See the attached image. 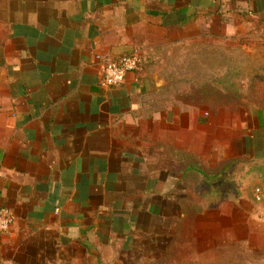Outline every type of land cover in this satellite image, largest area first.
Segmentation results:
<instances>
[{"label": "crops", "instance_id": "1", "mask_svg": "<svg viewBox=\"0 0 264 264\" xmlns=\"http://www.w3.org/2000/svg\"><path fill=\"white\" fill-rule=\"evenodd\" d=\"M186 27L262 45L264 0H0V264L153 263L192 201L217 204L195 224L264 222V109L206 122L155 68L102 84L107 58L154 60Z\"/></svg>", "mask_w": 264, "mask_h": 264}, {"label": "rangeland", "instance_id": "2", "mask_svg": "<svg viewBox=\"0 0 264 264\" xmlns=\"http://www.w3.org/2000/svg\"><path fill=\"white\" fill-rule=\"evenodd\" d=\"M208 32L203 27H186L184 34H176L169 54L160 48L158 58H144L138 71L157 69L172 84V98L200 104L206 122L219 117L222 123V114L236 120L256 115L257 109H264L254 106L264 104L259 100L264 96V44L246 47L229 42L226 36L210 37ZM249 133L252 140L262 137L254 129ZM188 214L184 236L172 237L164 255L148 264H264V222L240 219L225 231L210 213L196 224L193 212Z\"/></svg>", "mask_w": 264, "mask_h": 264}, {"label": "built area", "instance_id": "3", "mask_svg": "<svg viewBox=\"0 0 264 264\" xmlns=\"http://www.w3.org/2000/svg\"><path fill=\"white\" fill-rule=\"evenodd\" d=\"M143 58L139 50L105 60V69L102 84L117 86L121 84L128 72L138 71L142 68ZM256 200H262L261 188L255 190ZM14 223L12 214L7 209H0V231L8 230Z\"/></svg>", "mask_w": 264, "mask_h": 264}, {"label": "trees", "instance_id": "4", "mask_svg": "<svg viewBox=\"0 0 264 264\" xmlns=\"http://www.w3.org/2000/svg\"><path fill=\"white\" fill-rule=\"evenodd\" d=\"M186 205H187L186 209L192 211L193 215L195 216V214H197L201 211H205V210H207V209H209V208H211L217 204L210 203V202H193L192 201V202H188ZM188 205H191V208L190 207L188 208Z\"/></svg>", "mask_w": 264, "mask_h": 264}, {"label": "water", "instance_id": "5", "mask_svg": "<svg viewBox=\"0 0 264 264\" xmlns=\"http://www.w3.org/2000/svg\"><path fill=\"white\" fill-rule=\"evenodd\" d=\"M156 82H157V85L160 86V85L165 84L167 81L165 79L161 78V79H158Z\"/></svg>", "mask_w": 264, "mask_h": 264}]
</instances>
